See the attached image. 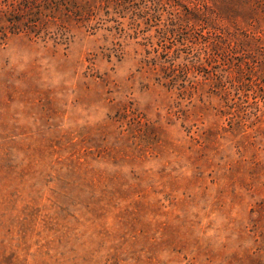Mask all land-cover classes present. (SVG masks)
Segmentation results:
<instances>
[{"label":"rangeland","instance_id":"374dc122","mask_svg":"<svg viewBox=\"0 0 264 264\" xmlns=\"http://www.w3.org/2000/svg\"><path fill=\"white\" fill-rule=\"evenodd\" d=\"M10 1L0 264H264V0Z\"/></svg>","mask_w":264,"mask_h":264},{"label":"trees","instance_id":"16d2710c","mask_svg":"<svg viewBox=\"0 0 264 264\" xmlns=\"http://www.w3.org/2000/svg\"><path fill=\"white\" fill-rule=\"evenodd\" d=\"M57 1V0H56ZM52 0H11L8 2L10 12L19 17L20 24L32 32L38 33L47 29L50 23L51 14L47 10H52L54 4L58 3ZM50 2H54L50 6Z\"/></svg>","mask_w":264,"mask_h":264}]
</instances>
